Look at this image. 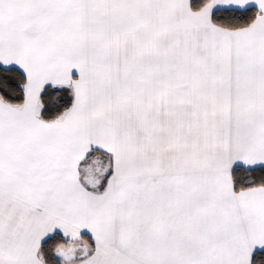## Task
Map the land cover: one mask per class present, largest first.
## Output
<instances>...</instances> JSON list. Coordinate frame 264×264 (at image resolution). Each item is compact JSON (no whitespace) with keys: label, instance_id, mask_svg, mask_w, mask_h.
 Wrapping results in <instances>:
<instances>
[{"label":"snow or ice","instance_id":"snow-or-ice-1","mask_svg":"<svg viewBox=\"0 0 264 264\" xmlns=\"http://www.w3.org/2000/svg\"><path fill=\"white\" fill-rule=\"evenodd\" d=\"M0 264H264V0H0Z\"/></svg>","mask_w":264,"mask_h":264}]
</instances>
